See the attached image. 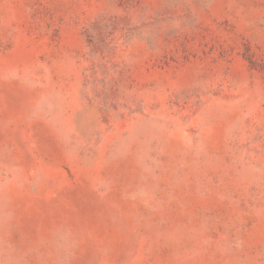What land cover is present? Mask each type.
<instances>
[{
  "label": "rangeland",
  "instance_id": "374dc122",
  "mask_svg": "<svg viewBox=\"0 0 264 264\" xmlns=\"http://www.w3.org/2000/svg\"><path fill=\"white\" fill-rule=\"evenodd\" d=\"M0 264H264V0H0Z\"/></svg>",
  "mask_w": 264,
  "mask_h": 264
}]
</instances>
